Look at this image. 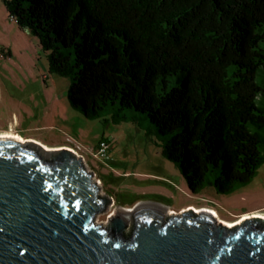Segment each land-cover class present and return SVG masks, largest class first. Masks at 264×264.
Segmentation results:
<instances>
[{"label": "trees", "instance_id": "trees-1", "mask_svg": "<svg viewBox=\"0 0 264 264\" xmlns=\"http://www.w3.org/2000/svg\"><path fill=\"white\" fill-rule=\"evenodd\" d=\"M4 4L38 37L48 70L69 78L73 108L116 123L145 113L193 192L212 184L225 193L255 177L264 163V0Z\"/></svg>", "mask_w": 264, "mask_h": 264}, {"label": "water", "instance_id": "water-1", "mask_svg": "<svg viewBox=\"0 0 264 264\" xmlns=\"http://www.w3.org/2000/svg\"><path fill=\"white\" fill-rule=\"evenodd\" d=\"M114 204L73 148L0 137V264H264V216Z\"/></svg>", "mask_w": 264, "mask_h": 264}, {"label": "rangeland", "instance_id": "rangeland-1", "mask_svg": "<svg viewBox=\"0 0 264 264\" xmlns=\"http://www.w3.org/2000/svg\"><path fill=\"white\" fill-rule=\"evenodd\" d=\"M69 84L68 77L48 70L38 37L20 28L0 0V131H14L50 148L75 147L103 192L113 197L109 211L153 200L170 212L210 208L222 221L264 216V163L251 181L232 191L222 193L208 184L193 192L180 167L163 154V137L151 131L145 113L119 123L110 115L87 117L70 105ZM101 140L113 143L112 160L96 155ZM107 215L101 213L98 221Z\"/></svg>", "mask_w": 264, "mask_h": 264}, {"label": "built area", "instance_id": "built-area-1", "mask_svg": "<svg viewBox=\"0 0 264 264\" xmlns=\"http://www.w3.org/2000/svg\"><path fill=\"white\" fill-rule=\"evenodd\" d=\"M111 147L112 143L110 141L101 140V142L97 146L96 155L102 159L108 160L109 158H111Z\"/></svg>", "mask_w": 264, "mask_h": 264}, {"label": "bare ground", "instance_id": "bare-ground-1", "mask_svg": "<svg viewBox=\"0 0 264 264\" xmlns=\"http://www.w3.org/2000/svg\"><path fill=\"white\" fill-rule=\"evenodd\" d=\"M2 136H8V137H13V138H17V139H22V140H25L24 138H22L19 134H17V133H13V132H5L4 131V133H0V137H2ZM39 142V141H38ZM39 143H41V142H39ZM45 148H50V147H48V146H45L43 143H41ZM76 152H78V150L76 149V148H73ZM195 209H202V210H207V211H211V212H213L215 215H216V217L218 218V216H217V213L214 211V210H212V209H210V208H205V207H200V208H197V207H194ZM169 212H170V210H169ZM264 215V214H263ZM218 219H220V218H218ZM240 220V219H239ZM238 221V220H237ZM224 222L225 223H228V224H232V223H234V221H225L224 220ZM236 222V221H235Z\"/></svg>", "mask_w": 264, "mask_h": 264}, {"label": "crops", "instance_id": "crops-1", "mask_svg": "<svg viewBox=\"0 0 264 264\" xmlns=\"http://www.w3.org/2000/svg\"><path fill=\"white\" fill-rule=\"evenodd\" d=\"M4 131L6 132H10V130H1L0 131V133H4ZM11 132H13V133H16V132H14V131H11ZM17 134H19V133H17ZM22 138H24L25 139V137H23L21 134H19ZM37 141H39V142H41V143H43L45 146H48L47 144H45L44 142H42V141H40V140H37ZM112 143V142H111ZM112 146H113V143H112ZM49 147V146H48ZM69 147H71V148H75V147H73V146H69ZM112 154V153H111ZM113 159V157L111 158V160Z\"/></svg>", "mask_w": 264, "mask_h": 264}]
</instances>
